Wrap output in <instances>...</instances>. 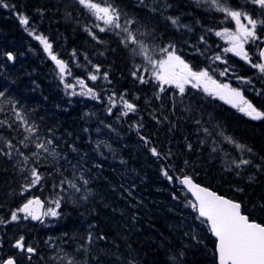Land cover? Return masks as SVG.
<instances>
[{"label": "trees", "instance_id": "trees-1", "mask_svg": "<svg viewBox=\"0 0 264 264\" xmlns=\"http://www.w3.org/2000/svg\"><path fill=\"white\" fill-rule=\"evenodd\" d=\"M102 1L149 52L167 46L185 52L225 23L208 0ZM20 15L27 25L20 23ZM37 35L69 66L70 77L88 81L84 76L99 70L109 86L106 104L116 106L104 107L97 118L93 103L80 100L53 68L43 45L33 40ZM126 35L97 20L78 0L0 3V261L217 264L216 243L181 187L184 176L241 204L243 214L264 224V119L253 120L199 88L188 87L181 94L166 85L160 91L148 60L133 54L139 47L122 42ZM238 71L245 84L234 87L264 112V73L246 67ZM124 101L134 111L128 112ZM120 111L133 115L126 121L130 129L118 122L117 132L109 134L112 143L99 146L96 125L108 129L105 115L115 124ZM29 126L35 131L27 132ZM38 142L48 151L37 149ZM153 147L159 157L152 155ZM33 168L41 179L24 191ZM34 197L44 200L47 210L59 200L58 215L34 224L17 211ZM12 212H17L15 221ZM196 224L203 225L200 233L192 227ZM186 225L190 230H183ZM21 237L22 251L14 246ZM28 247L33 255L26 252Z\"/></svg>", "mask_w": 264, "mask_h": 264}, {"label": "snow or ice", "instance_id": "snow-or-ice-1", "mask_svg": "<svg viewBox=\"0 0 264 264\" xmlns=\"http://www.w3.org/2000/svg\"><path fill=\"white\" fill-rule=\"evenodd\" d=\"M78 2L96 16L97 20L103 21L104 25L119 29L126 33V37L123 43L127 47L129 44L138 45L139 52L135 48L132 49L133 54H143L148 63L152 66L153 76L156 81L159 82L160 91H164V85H173L179 90L181 94L185 91V85L191 84L193 88L203 86V90L209 94L219 95L221 99L231 103L233 107H238L239 111L249 116L253 120L264 119V112L258 111L252 104L244 100L241 94L235 89H231L227 84H217L215 80L209 76L205 70L196 72L185 63L179 56L175 54L174 50L167 48L160 49L164 55L160 59H152L147 56V46L141 43L136 35L126 26L119 23V14L115 9L111 7H101L100 4L93 2V0H78ZM255 5H258L261 9H264V0H251ZM2 3V0H0ZM211 3L218 11L224 12L226 18L230 17L236 24L235 31H229L224 29L223 32H216L217 36L227 38V41L231 45L226 48L225 52H232L234 55L241 57L245 61H249V54L245 51L244 45L249 42H255L259 39L256 34L257 21L245 12L232 10L229 7L222 6L221 0H211ZM3 7H8L7 4H3ZM247 21V25L242 22ZM20 23L27 25L28 19L20 15ZM127 23H131L130 21ZM172 23L175 24L176 20L173 19ZM99 27V25H97ZM105 27H100V31H105ZM32 35L33 33H29ZM37 40L44 47V51L48 53L49 57L55 62L59 68L61 74L65 72V63L58 59V57L52 52V45L47 41L45 37L35 36ZM259 56L264 61V49L259 50ZM8 59H13L12 55H8ZM219 59V57H217ZM255 68H258L260 72L264 73V63L253 64ZM134 77L141 80L142 83L146 82L143 77L138 76L136 72L132 73ZM224 73H221L223 75ZM92 80L96 79L95 75L89 77ZM81 87H84L83 81H79ZM211 85V87H210ZM85 95H94L91 89H88ZM3 96V93H0ZM124 107L128 112L134 111V105L124 101ZM127 115V112L124 113ZM18 119L23 121V117L17 113ZM2 123V122H0ZM26 123V121H24ZM27 132L32 133L35 131L32 127L25 129ZM28 137H25L27 140ZM225 140L229 143H234L230 137H225ZM21 143H24L21 141ZM51 144L52 141H47ZM7 147L12 148L13 145L8 142ZM26 146V145H25ZM37 149H43L48 151L43 142L36 143ZM147 146V141H146ZM238 149H243L244 146L240 144L235 145ZM190 147V145H189ZM153 156L159 157V153L156 148L150 149ZM251 151V149H248ZM36 155V153H34ZM27 158H25V161ZM249 161L241 160L240 164H248ZM239 167V164L237 165ZM162 174L168 177L170 180L172 177L168 175L167 170H162ZM31 176L33 179L30 184L24 188V191L28 190V187L35 186L41 179L40 174L35 168L31 170ZM63 183V182H62ZM87 183V181H84ZM180 183L187 186L189 191L193 193L196 200L195 203L191 204V207L198 212L199 217L203 218L202 223H207L210 232L216 238V253L218 255V264H264V224L257 223L251 220L248 215L242 213L241 204L234 202L229 199H225L222 196L217 195L214 192L209 191L206 188L200 187L193 183L192 179L188 176H184L180 179ZM68 184L75 191L79 192L80 189L77 185L71 181ZM55 208H49L45 215H51L53 217L58 215L56 211L60 207V201L54 202ZM41 202L38 199L28 200L21 208L17 211L31 216L33 220L39 219V216L35 214L34 207H39ZM18 219L17 212H12L11 220L15 221ZM4 221H0L3 223ZM18 249H24L23 237L20 238L14 245ZM29 253L33 252L34 249L28 247L26 249ZM0 264H15L14 259L9 258L4 261H0Z\"/></svg>", "mask_w": 264, "mask_h": 264}, {"label": "flooded vegetation", "instance_id": "flooded-vegetation-1", "mask_svg": "<svg viewBox=\"0 0 264 264\" xmlns=\"http://www.w3.org/2000/svg\"><path fill=\"white\" fill-rule=\"evenodd\" d=\"M208 2L210 5H212L211 0H208ZM221 4L222 6L229 7L232 10L245 12L257 21L256 34L259 39L255 42H249L244 45L245 51H247L249 54V61L241 59V57L234 55L232 52L224 51L226 48H229V44L224 41V37L217 36L216 32H223L224 29L235 31L236 29V24L233 20H231L230 17L224 18V16H226L224 12H221V14L223 19L225 20V23L220 24V29L208 31L211 36L208 35L203 37L205 39L202 41L200 40L198 43H196V41H193L187 48V51L185 50V52L181 47H174L173 50L175 51V54L177 56H179L192 68V70L196 72L202 70L207 71L209 76H211L212 79L217 82V84L239 86L243 84L245 80L241 78L238 70L246 67L248 70L259 71L258 68H255L252 65L260 63L259 50L264 45V9H261L258 5L253 4L251 0H221ZM242 22L247 25V21H244L243 18ZM247 26L251 27L250 25ZM217 57H219V59H217ZM97 73H99L101 77L99 70H96V74ZM221 73L224 74L221 75ZM83 83L85 85L88 82L83 81ZM94 86V102L98 105V109H100L101 111L104 107L108 106V104H106L107 101L105 100L106 98L104 96L105 91L102 90L99 80L98 84ZM165 86L166 85H164L163 87L165 88ZM187 87L193 88L190 83L185 85V88ZM115 106L116 104L114 103V106L109 107L111 108ZM111 114L112 113L110 112V115ZM118 115L119 123H122V120H124L125 118L124 113L120 111ZM121 125L123 124H120V126ZM106 126H108L110 130H117L119 125L110 124V122H108L106 123Z\"/></svg>", "mask_w": 264, "mask_h": 264}, {"label": "rangeland", "instance_id": "rangeland-1", "mask_svg": "<svg viewBox=\"0 0 264 264\" xmlns=\"http://www.w3.org/2000/svg\"><path fill=\"white\" fill-rule=\"evenodd\" d=\"M93 2H94V1H93ZM95 3L100 4L101 7H110L109 5L105 4L102 0H96ZM213 9H216V7H213ZM224 18H226V16H224ZM233 26H234V24H233ZM33 40L38 41L36 38H34ZM139 41H140V40H139ZM224 41H225L227 44H229V42L227 41V38H225V37H224ZM140 42H141V41H140ZM141 43H142V42H141ZM137 46H138V45H137ZM146 46H147V56L151 57L152 59H160V58L164 55L163 53H162V54L158 53L159 48H158V49H151V52H149V51H150L149 46H148V45H146ZM230 46H231V45L229 44V47H230ZM167 48L169 49L168 46H167ZM152 52H157V53H152ZM144 56H145V55H144ZM66 67H67V66H66ZM150 68H151V70H150V74H151L152 78L155 80V78H154V76H153V71H152V66H151V65H150ZM93 75L96 76V79H95V80H92V79L89 78V80H90V85H84L83 88L81 87V85H80V83H79L80 79L72 78V77L69 76L68 73H66V74L64 75L63 78H64V81H65V84L71 85L73 88H75L77 94L81 97L80 100H85L86 103H93V110H94V112H95V114H96V117L100 119V116H101L102 112H100V109H98V105H97L95 102L90 101V100H94L95 90L92 89V93H93L94 95H88V96H85L84 93H86V92L88 91V89H87L88 87L95 88L94 85L98 84V80H99V82H100V85H101V88H102L103 91L107 92V91L109 90V86H108V84H107V80H106L105 78H101L100 75H99V73L96 74V72H95V73H93ZM84 77H86V76H84ZM87 77H90L89 74H87ZM94 81H95V83H94ZM62 82H63V80H62ZM91 84H93V86H92ZM244 84H245V81H244L243 84H241V85H239V86H242V85H244ZM228 86H229V85H228ZM239 86H238V87H239ZM210 87H211V86H210ZM229 87H230L231 89H235L236 91H238V92L241 94L242 97L244 96V95H243V91H242L241 89H239L238 87H234V86H229ZM196 88H199V87H196ZM185 90H186V88H185ZM178 93H180L179 90H178ZM82 94H83L84 96H81ZM211 96H213V97H215V98L217 97V98L221 99L220 96H219V95H216V94H211ZM243 98H244V97H243ZM221 100L225 101L224 99H221ZM244 100H245V98H244ZM225 103H227V104H229L230 106L233 107V105H232L231 103H228V102H226V101H225ZM108 105H109V106H114V103H113V102H110ZM233 108L236 109L237 111H239L238 107H233ZM98 110H99V112H97ZM239 112H241V111H239ZM241 113H243V112H241ZM108 114H109V113H108ZM243 114H244V113H243ZM246 116H247V115H246ZM124 117H125V118H124L125 123L123 122L124 120H122V123H123V125L126 127V125H129V124H128L129 120L133 119V115L127 113V115H124ZM248 117H249V116H248ZM105 120L108 121V122H110V124L113 123V122H112V121H111L106 115H105ZM126 121H128V122L126 123ZM115 122H119V119H118L117 121H115ZM133 124H134V121H133ZM130 126H131V125H129V129H130ZM134 126H136V125H134ZM96 127L99 129V130H96V131L94 132L96 143H98L99 146H101L102 144H104V146H109V145L112 143V140H111V138H110V136H109L111 130H110V129L108 130V129L104 128L102 125H100V122L96 125ZM136 127H139V126H136ZM122 132H123V129H122L119 133H122ZM107 149H109V148H107ZM189 197H190V196H189ZM191 200H192V199H191ZM192 202H193V201H192ZM174 216L177 217L175 214H174ZM205 224H206V223H205ZM188 225H190V224H188ZM188 225L184 226V227H183V230H184V229H188V228H189V230H190V226H188ZM192 227L195 229L196 233H200V232L203 230V225H202V224H196V225H194V226H192ZM207 228H208V227H207ZM197 229H198L200 232H199ZM208 231H209V230H208Z\"/></svg>", "mask_w": 264, "mask_h": 264}, {"label": "water", "instance_id": "water-1", "mask_svg": "<svg viewBox=\"0 0 264 264\" xmlns=\"http://www.w3.org/2000/svg\"><path fill=\"white\" fill-rule=\"evenodd\" d=\"M262 49H264V46L262 47ZM260 59H261V58H260ZM10 61H11V63H12V62H13V59H11ZM53 63H54V65L56 66V64H55L54 61H53ZM261 63H264V61L261 60ZM192 181H193L194 184H196V185H198V186H200V187L206 188V187H204V186H202V185L196 183L194 180H192ZM181 186H182V188L187 192V194L192 198V200L195 202L196 198H195V196L193 195V193H192L191 191H189L188 187L185 186V185H183V184H181ZM206 189H208V188H206ZM208 190L211 191V192H213V191L210 190V189H208ZM214 193H215V192H214ZM216 194H217V193H216ZM217 195H219V194H217ZM219 196H220V195H219ZM222 197H223V196H222ZM224 198H225V197H224ZM35 199H38V200L41 202V204H40L39 207L33 206V207H34L35 214H36L37 216H39V219L33 220V219L31 218V216H29V217H30V219H31V221H32L33 223L37 224V223H39V222L43 219V216H44V209H45V203H44L43 200H42L41 198H39V197H38V198H34L33 200H35ZM225 199H227V198H225ZM241 210H242V207H241ZM24 214H25V213H24ZM197 214H198V212H197ZM198 217H199V214H198ZM199 218H200V217H199ZM200 219L202 220L203 218H200ZM211 235H212V233H211ZM212 237H213V239L216 241L215 236L212 235ZM27 253L30 254V255H33V252L29 253V252L27 251ZM12 259H13V258H12ZM216 260H217V264H218V255H217V253H216ZM14 261H15V260H14ZM15 264H16V262H15Z\"/></svg>", "mask_w": 264, "mask_h": 264}]
</instances>
